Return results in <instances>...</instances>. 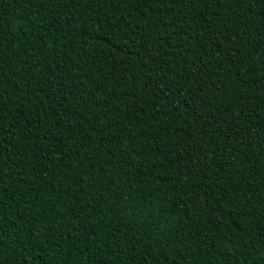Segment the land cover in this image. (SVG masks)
Instances as JSON below:
<instances>
[{"label": "trees", "instance_id": "obj_1", "mask_svg": "<svg viewBox=\"0 0 264 264\" xmlns=\"http://www.w3.org/2000/svg\"><path fill=\"white\" fill-rule=\"evenodd\" d=\"M0 264H264V0H0Z\"/></svg>", "mask_w": 264, "mask_h": 264}]
</instances>
